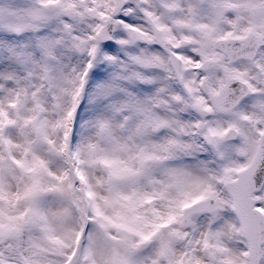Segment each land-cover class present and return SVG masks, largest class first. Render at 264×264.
I'll list each match as a JSON object with an SVG mask.
<instances>
[{
	"label": "snow or ice",
	"instance_id": "snow-or-ice-1",
	"mask_svg": "<svg viewBox=\"0 0 264 264\" xmlns=\"http://www.w3.org/2000/svg\"><path fill=\"white\" fill-rule=\"evenodd\" d=\"M0 264H264V0H0Z\"/></svg>",
	"mask_w": 264,
	"mask_h": 264
}]
</instances>
